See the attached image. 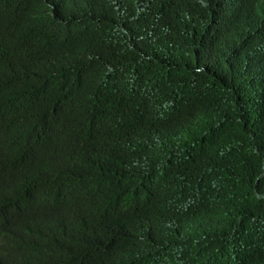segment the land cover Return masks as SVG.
<instances>
[{
  "label": "trees",
  "instance_id": "1",
  "mask_svg": "<svg viewBox=\"0 0 264 264\" xmlns=\"http://www.w3.org/2000/svg\"><path fill=\"white\" fill-rule=\"evenodd\" d=\"M0 264H264V0H0Z\"/></svg>",
  "mask_w": 264,
  "mask_h": 264
}]
</instances>
